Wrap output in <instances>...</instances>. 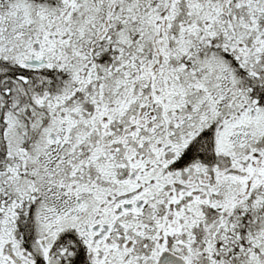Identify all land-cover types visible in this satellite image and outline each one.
Masks as SVG:
<instances>
[{
	"label": "snow or ice",
	"instance_id": "6c2138e0",
	"mask_svg": "<svg viewBox=\"0 0 264 264\" xmlns=\"http://www.w3.org/2000/svg\"><path fill=\"white\" fill-rule=\"evenodd\" d=\"M0 264H264V0H0Z\"/></svg>",
	"mask_w": 264,
	"mask_h": 264
}]
</instances>
